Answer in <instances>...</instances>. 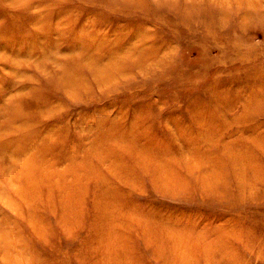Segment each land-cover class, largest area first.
<instances>
[{
  "label": "rangeland",
  "instance_id": "374dc122",
  "mask_svg": "<svg viewBox=\"0 0 264 264\" xmlns=\"http://www.w3.org/2000/svg\"><path fill=\"white\" fill-rule=\"evenodd\" d=\"M0 264H264V0H0Z\"/></svg>",
  "mask_w": 264,
  "mask_h": 264
},
{
  "label": "bare ground",
  "instance_id": "6f19581e",
  "mask_svg": "<svg viewBox=\"0 0 264 264\" xmlns=\"http://www.w3.org/2000/svg\"><path fill=\"white\" fill-rule=\"evenodd\" d=\"M145 4V3H144ZM44 15V14H43ZM158 72H160V71H158ZM152 74V73H151ZM153 81V80H152ZM150 83V82H149ZM170 85V84H169ZM176 93H178V92H176ZM35 105V104H34ZM39 113V112H38ZM138 113V112H137ZM43 122V121H42ZM45 124V123H44ZM139 125V124H138ZM131 126V125H130ZM140 129V128H139ZM142 131V130H141ZM134 136V135H133ZM138 136V135H137ZM136 138V137H135ZM140 138V137H139ZM137 139V138H136ZM135 140V139H134ZM133 140V141H134ZM258 140V139H257ZM77 141V140H76ZM132 142V141H131ZM137 142V141H136ZM138 144H139V141H138ZM141 145V144H140ZM139 146V145H138ZM145 146V145H144ZM253 146V145H252ZM144 149V148H143ZM240 153V152H239ZM142 159V158H141Z\"/></svg>",
  "mask_w": 264,
  "mask_h": 264
}]
</instances>
